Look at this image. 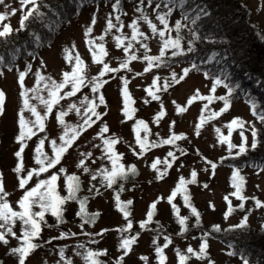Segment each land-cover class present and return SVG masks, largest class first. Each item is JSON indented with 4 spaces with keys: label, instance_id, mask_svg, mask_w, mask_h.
<instances>
[{
    "label": "rangeland",
    "instance_id": "rangeland-1",
    "mask_svg": "<svg viewBox=\"0 0 264 264\" xmlns=\"http://www.w3.org/2000/svg\"><path fill=\"white\" fill-rule=\"evenodd\" d=\"M237 1L246 7L250 22L264 39V0ZM115 3L116 0H101L83 6L62 27L53 41L39 48L37 53L26 58L17 56L13 59L12 66L0 65V72L3 73L0 76V90L6 94V110L0 115V175L3 176L5 190L9 194L6 199L10 207L13 211H22L18 201L24 191L34 187L41 180L50 179L53 174L57 176L56 194L61 197L67 196L69 176L77 177L79 185L74 201L68 200L62 205L63 223L57 225L56 218L50 212L45 213L39 238L32 240L41 247L29 255L25 264H45V262L65 264L66 261H71V264H88L84 259L88 251L105 253L95 257L100 264H116L121 256L123 260L120 264H159V256L156 253L158 247L163 250L164 264H180L178 252L186 257L184 264H242L237 257L229 255V249L222 243L212 239L206 229H214V226H219L220 229L234 226L245 216L248 218L246 224L249 226L257 228L262 224L264 207L258 208L255 203L259 200L264 204L262 165L255 164L246 168L217 165L215 170L211 167V164L220 158L239 151L241 132L245 137V146L251 145L254 117L250 104L242 99L234 102L227 100L228 110L213 117V113L220 112L224 106V101L219 97L223 96L227 99L228 94L223 84L216 86L215 92L211 91L217 78H210L193 70L191 64L162 66L160 63L162 57L159 61H153L149 68L148 61L144 59L145 56H159L165 40H175L179 36L180 47L166 49L164 56L172 55L174 52H184L195 40L194 32L179 14H176L167 2L149 4L146 0H119L118 10L114 11ZM32 8L33 5L28 4L22 12L19 0H5V4L0 5V13L8 14V18L0 23V30L3 24H8L11 28L18 27L22 16ZM12 9L16 10L15 15H10ZM169 10H171L170 15H168ZM158 15H166L167 29L157 19ZM117 16L119 20L116 19ZM141 16L147 17V21L155 25L156 33L152 32L148 22L141 19ZM94 18L95 23H93ZM109 20L114 27L106 31ZM133 22L138 32L135 40L132 39L133 29L130 27ZM177 22L181 25L178 31ZM89 27L92 28V32L85 35ZM160 31L165 32L163 38L159 36ZM117 38L122 40L119 46L116 43ZM88 41H91V44L87 43ZM101 45L106 55L101 56L102 63H93V54L100 55L98 49ZM142 45H146L147 49ZM126 48L127 52H125ZM65 49H68L67 53ZM66 55L70 59H65ZM133 55L137 57L136 60L129 59ZM77 56L84 65L85 85L81 86L75 96L67 97L53 107L44 121L43 132L34 128L36 135L24 141L26 144L22 154L24 170L20 176H26L29 170H39L40 165L36 164L34 157L41 139L45 140L41 147L42 153L48 159H54L51 141L55 140V146L60 147L62 142L59 137L64 134L66 128L69 130L75 128L79 131L85 110L81 101L85 100V97L87 101L98 105L96 111L101 114V118L96 120L93 117L95 122L91 127L85 126L87 130L80 133L72 146L62 155L60 163L39 175L34 174L26 189L22 190L18 186L17 174L12 171L17 163L14 153L19 149L15 141L19 132L18 114L23 108V99L20 96L22 89L18 83L19 73H27L24 80L25 90L36 87L41 89L36 93L28 91L27 99L30 106L35 107L43 116L45 108L37 97L47 99V91L43 90L44 84L48 82L47 78L50 77L57 83L62 82L63 73L72 71ZM125 62L127 67H121ZM104 63L118 71L106 73L101 77V80L108 82L98 92L93 93L92 78L99 75ZM10 67L11 71H9ZM146 68L149 70L145 71ZM184 69L190 70L188 75L179 83H173V73L178 79ZM37 72L45 77L39 85H37ZM124 81L128 82L127 90L132 101L131 119L123 115L121 92ZM153 81L156 82L155 87ZM70 90L69 84L62 90L61 95ZM146 90H150L158 99H153ZM197 90L200 96L212 99L197 97L188 104L189 98L196 95ZM100 95L105 98L104 105H99ZM70 105H76L80 108V112L77 113L75 109L69 107ZM177 106L186 110L178 113ZM161 111L164 115L157 120L156 117ZM61 112L66 113L63 116V124L56 119L57 114ZM23 114L28 121L35 119L27 110H24ZM234 118L244 121V126L243 128L233 126V131L229 135L226 125ZM137 121H143L144 125L138 127ZM198 124H200L199 134L196 128ZM104 126H107V132H101ZM70 135L71 131H69ZM172 135H181L184 138L172 144H164L163 141ZM221 137H228V142L221 143ZM138 138L145 142L143 152L137 143ZM113 139L117 143L112 146V153L119 157L117 165H122L127 175L125 178L118 177L115 183L108 187L104 176L112 171L113 156L112 153L107 152L104 140ZM229 143L237 147L230 150ZM169 152H172L173 156H168ZM81 160L84 161L83 166L77 167ZM156 160L160 163L154 170L151 164ZM46 164L47 161L45 166ZM169 164L171 167H168ZM132 167L136 170L135 174L128 172ZM84 168L88 171L85 172ZM234 170L244 178L241 195L246 199L243 201V208L239 207L241 201L232 195L235 189L231 185L230 178ZM193 171L197 173L196 182L185 183L183 190L178 191L169 204L168 197L177 188L180 178L183 177L186 182L191 180ZM158 172H165L166 175L158 180L156 178ZM93 175L96 176L95 180L92 179ZM185 195L189 197L191 207L185 205ZM117 196L122 203L132 201L127 207L130 213L127 219L117 211ZM225 197H228L233 209L227 219L224 214L229 203L225 201ZM157 200L159 203L152 220L141 228V223L147 221L149 206ZM81 201L86 207L81 213L82 219L77 215L80 213ZM210 204L214 208L210 207ZM173 206L178 210L177 212H174ZM191 208L196 209L199 218L192 214ZM39 210L35 206L32 209L33 212ZM96 213L99 215L94 222H85ZM181 218L185 219L183 226L179 223ZM129 222L132 225L130 229L117 231V229H126ZM12 228L16 236L6 235L8 244L0 243V264H18V256L11 254L10 250L23 246L21 233L24 226L17 219L13 221ZM61 233L67 234L66 237L58 238ZM98 233L102 235H97ZM132 237L136 238L135 242L125 256L120 244L123 239ZM205 242L208 244V249L203 259H197L195 255L187 252L191 247L195 253H199L200 244ZM166 243L168 246L164 247ZM79 245L83 247H78ZM61 250L64 254L63 259L60 255ZM142 257L147 259H141Z\"/></svg>",
    "mask_w": 264,
    "mask_h": 264
},
{
    "label": "snow or ice",
    "instance_id": "snow-or-ice-1",
    "mask_svg": "<svg viewBox=\"0 0 264 264\" xmlns=\"http://www.w3.org/2000/svg\"><path fill=\"white\" fill-rule=\"evenodd\" d=\"M20 5H21V11L23 12L24 8L28 5V4H32L35 5L36 4V0H19ZM151 3V0H149V4ZM181 3H183V0H181ZM5 4V0H0V5H4ZM118 5H119V0H116V3L113 5V10H118ZM157 7H159V5H157ZM139 11V9H137ZM16 10L12 9L10 15H15ZM35 12V8H32L30 10L27 11L26 14H24L20 20V26L21 29H23L24 27V22L26 20L29 19L30 16L33 15V13ZM171 10H169L168 15H170ZM8 18V14H3L0 13V23H2L4 20H6ZM117 20H119V16L116 17ZM141 19H144L146 22H148L149 28H151L153 33L157 32V29L155 27V25L151 24L150 21H147V17L145 16H141ZM157 19L160 21V23L162 25L165 26V29H167V19H166V15H158ZM93 23H95V18L93 19ZM193 23H195V20H193ZM114 27V25L112 24L111 20L108 21L107 23V28L106 31L111 30ZM130 27L133 29V34H132V39L135 40L136 36L138 34L137 29H136V24L135 22H133ZM181 27L180 23L177 22L176 24V28L177 31L179 30V28ZM13 31V29L11 28L10 25L8 24H3V28L2 30H0V38H4L7 37L8 35L11 34V32ZM92 32V28L89 27L86 29L85 35H88ZM142 35V34H140ZM159 36L161 38H163L165 36V32L164 31H160L159 32ZM100 39H103V37H100ZM180 38L179 36H177V38L175 40H165L163 42V47L160 49V55L157 57H149V56H145L144 59H146L148 61L149 64V68L152 66L153 61H159L161 57H163L165 55V50L169 49V48H179L180 47ZM87 43L91 44V41H88ZM117 46H119L122 43V40H120L119 38H117ZM143 47H145L147 49L146 45H142ZM129 47H131V45H129ZM128 49H125V52H127ZM68 52V49H65V53ZM98 52L100 55L97 54H93L92 57V61L93 63H102V59L101 56L106 55V53L104 52L103 46H99ZM178 53H173V55H177ZM65 59H70L69 56H65ZM130 60H136L137 57L136 56H130L129 57ZM0 64H3V57H0ZM121 67H127V63H122ZM30 68V66H29ZM149 69L146 68L145 71H148ZM9 71H11V68H9ZM118 71V69L115 68H109V66L104 63L103 64V68L100 70L99 75L97 77H93L92 81H91V91L93 93H96L99 91L100 88H102L104 86V84H106L108 81L106 80H101V77H104L106 73L109 72H116ZM189 69H184L183 70V74L177 79L176 74L173 73L172 75V81L173 83H179L180 81H182L189 73ZM3 73L0 72V76H2ZM27 75L26 72H20L19 73V78H18V83L20 85V88L22 89L20 92V96L23 99V108L21 110V112L18 114L19 115V120H18V127H19V132L18 135L15 138L16 143L19 145V149L14 153L15 157L17 158V163L15 165V167L13 168V172L17 174V179H18V186L20 189L24 190L26 189V185H28L29 181L32 180L34 174L35 175H39L40 173L46 172L48 169L54 167L56 164L60 163L61 157L62 155L67 151V149L69 147L72 146L73 142L77 139V137L80 135L81 132L86 131V127H91L92 123H94L95 121H93V117L96 118V120H99L101 118V114L98 113L96 111V108L98 107V105L95 102L92 101H87V97H85V100L81 101V105L84 106V114H83V124H81L79 126V131H77V129L72 128V129H67L65 130L64 134L61 135L59 137L60 141L62 142L60 147H56V141L53 140L51 141L52 145H53V152H54V159H48L46 156H44V154L41 151V147L44 145L45 140L41 139L39 141V145L36 148V155L34 157L35 162L37 165H40L39 170L35 171V170H29L27 171V175L21 177L20 173L24 170L23 168V157L22 154L25 151V147L26 144L24 143V141L26 139L30 140L32 139L33 136L36 135V132L33 130L38 129L40 132H43L45 130V124L44 121L47 118V115L49 113L52 112L53 107L57 104L60 103L61 100L67 98V97H72L75 96L77 94V92L80 91L81 86L85 85V76H84V65L83 62L80 60V58L77 56L75 58V66L72 68V71L69 72H64L63 73V80L60 83H57L55 80H52L50 77L47 78L48 82L44 84V88L43 90L47 91V99L43 98V97H37L40 102L44 105L45 108V113L42 116L35 107L30 106L29 101L27 99L28 96V91H32L33 93H36L38 91H40L41 89H39L38 87L36 88H32V89H28L25 90L24 89V80H25V76ZM36 78H37V85L40 84L41 81L45 80V77L41 76L39 72L36 73ZM124 88L122 89L121 95H122V99H123V115L125 118L127 119H131L132 117V110L130 109V104L132 103L131 101V97L128 93L127 90V81H124ZM71 85V90L65 92L63 95H61L62 90L67 86V85ZM156 82L153 81V87H155ZM222 81L221 79L217 78L214 80L213 83V87L211 89V91L215 92L216 90V86L221 85ZM225 87H227V85H225ZM237 87H239V85H237ZM149 92V95L152 96L153 99H158L157 96H155L150 90H146ZM233 91V89L229 88V94H231V92ZM197 97H199L200 99H209L211 100V97H203L199 95V91L197 90L196 95H194L193 97L189 98L188 100V104H191L193 100H195ZM220 100L224 101V106L221 109L220 112L217 113H213V117L215 116H219L220 114H222L223 112H226L228 110L229 107V103L227 101V99L225 97H219ZM99 100V105H104L105 104V98L103 95H100L98 97ZM85 101H87V103H85ZM5 102H6V94L0 90V115H3L6 108H5ZM249 104L250 107L252 109V114L259 119L260 121L264 122V112H257L256 109L258 108V104L254 101L249 100ZM72 109H75L77 113L80 112V108H77L76 105H70L69 106ZM24 110H27L31 113V115L33 117H35L34 120L32 121H28L25 119L24 117ZM177 112L178 113H182L184 112L186 109L184 107H180L177 106ZM66 115V113L61 112L59 114H57L56 119L60 124H63V116ZM164 112L161 111L158 116L156 117V119H160L161 117H163ZM203 123V121H201ZM144 122L143 121H137V126H143ZM233 126L239 127V128H243L244 126V121H242L239 118H234L228 125H226V127L229 130V135L231 134V132L233 131ZM197 128V134H199V128H200V124H198L196 126ZM69 131H71V135L69 136ZM108 128L107 126H104L101 129V132H107ZM135 131V129H134ZM217 131H219V129H217ZM241 135V143L238 146L239 147V151L237 153V155L243 154L247 151L246 146H245V137L243 132L240 133ZM257 132L255 130V128H253L252 130V143H251V148L254 150L257 148L258 144H257ZM184 137L181 135H172L169 139H166L163 141L164 144H172L177 140H181ZM221 143H226L228 142V137H221L220 138ZM117 143V141L115 139L113 140H104V144L107 146V152L112 153V146L115 145ZM137 143L140 145V149L141 152L144 151L145 149V142L141 141L139 138L137 139ZM152 147H155L156 145H151ZM229 149L231 150L232 148L237 147L234 144L229 143L228 144ZM84 155V154H82ZM90 155V153L88 154ZM113 156V168L112 171L110 173H107L104 176V179L107 181V186L111 187L113 183H115L116 179L118 177L120 178H125L127 173L124 170V167L122 165H117V160H119V157L116 156L115 153H112ZM168 156H173L172 152L168 153ZM45 161H47V164L45 166ZM160 163L159 160H156L155 162H153L151 164V168L152 169H157V165ZM167 163V162H165ZM210 163V162H209ZM84 164V161L81 160L79 162V164L77 165V167H82ZM168 167H171V165L169 164ZM211 167L213 170L216 169L217 165L215 163L211 164ZM61 171H63V169H61ZM84 171L87 172L88 169L84 168ZM128 172H131L133 174H135L136 170L134 167L129 168ZM166 175L165 172H158L157 173V179H162L163 176ZM196 176L197 173L195 171H193L191 173V180H188L187 182L184 180L183 177L180 178L179 184L177 185V188L172 192L171 196L168 197V203L171 204L173 198L176 196L178 191L183 190L185 183L188 184H192L196 182ZM69 184H68V195L65 197H61L59 195L56 194V180H57V176L55 174H53L50 179L48 180H41L38 183L35 184L34 187H31L30 189H27L24 191L22 197L19 199L18 201V206L22 211H13L12 207H10L8 201H7V196L9 195L6 190H5V184H4V180H3V176L0 175V243L2 244H8V240L6 239V235H11L13 237L16 236V233L13 232V228H12V223L15 220H19L22 222L23 226H24V230L21 233V236L23 238V246L21 247H15L12 248L10 250L11 254L18 256V264H25L26 259L29 257V255L34 252L38 247H41V245H38L36 243H33L32 240L39 238L40 232H41V225L44 222L45 219V213L46 212H50L51 215L53 217L56 218V223L57 225H59L60 223H63L62 220V205L65 204L66 201L68 200H73L75 199L76 196V192L78 190V178L75 176H69L68 178ZM92 179L95 180L96 176L93 175ZM231 185L232 187L235 189V191L232 193L233 196H235L238 200L241 201L239 207L243 208L244 204L243 201L246 199V197L241 195L242 192V188H243V184H244V178L239 174L238 171H233L232 172V176H231ZM204 187H207V185H204ZM43 189V191L41 190ZM97 192L99 191L98 189L96 190ZM226 202H228V197L224 198ZM254 199V198H253ZM184 201H185V205L188 207H191L189 204V197L187 195L184 196ZM116 208L117 211L121 212L124 216L125 219L128 218V216L130 215V213L127 211V207L128 205H130L132 203V201H127L126 203H122L119 199V197H116ZM157 203H159V200H157L156 202H153L150 206H149V210L147 212V221L146 222H142L141 223V228H143L145 226V223L150 222L152 220V217L155 213L156 207H157ZM229 203V207L227 209V211L225 212V219L228 218L229 215H231L233 209L231 207L230 202ZM256 207L260 208V207H264V204H262L259 200H257L256 202ZM81 205V210L80 213H77V215H80L83 212L84 209V202L81 201L80 202ZM38 207L40 210L37 212H33L32 209L33 207ZM210 207H213V205H209ZM173 210L174 212H177L178 210L175 209V206H173ZM192 214L194 216H196L197 218H199V213L196 211L195 208H191ZM99 213L94 214L91 217L90 221H85L87 222H94L96 216H98ZM247 216H245L243 218V220L237 224L232 226L233 228H243L246 223H247ZM179 223L181 224V226L184 225L185 223V219L181 218L179 219ZM132 227L131 222L128 223L127 228L126 229H117V231H127V229H130ZM264 227V226H262ZM214 230L216 231H220L219 226H214ZM67 234L65 233H61L60 239H63L66 237ZM97 235H102V233H98ZM135 237H132L131 239L125 238L123 239L122 243L120 244V248L124 250V255L126 256L128 254V252L131 250V245L135 242ZM167 239V238H166ZM50 242V241H49ZM170 242V241H169ZM153 243H155V241H153ZM167 243L164 245V247H167ZM78 247H83V245H79ZM208 249V244L205 243H201L200 247H199V253H195L193 251V249L191 247H189L187 249L188 253H192L193 255H195L197 257V259H203L206 255ZM162 249L161 248H156V253L159 256V264H164V260L165 257L162 255ZM79 255V253H77ZM233 253H229V255H232ZM61 255V259H63V250H61L60 252ZM105 255L104 252H92V251H88L86 252V254L84 255V259L86 261H88V264H100V262L95 259V257L98 256H102ZM178 257H179V261L180 264H184V261L186 260V257L184 255H180L179 252L177 253ZM141 259H147L146 257H142ZM123 260V256H121L118 261L116 262V264H120V261ZM46 264V262H45ZM65 264H71V261H66ZM243 264H249L248 260L245 259Z\"/></svg>",
    "mask_w": 264,
    "mask_h": 264
},
{
    "label": "trees",
    "instance_id": "trees-1",
    "mask_svg": "<svg viewBox=\"0 0 264 264\" xmlns=\"http://www.w3.org/2000/svg\"><path fill=\"white\" fill-rule=\"evenodd\" d=\"M100 1L36 0L33 5L35 12L24 22L23 29L19 24L12 28L10 35L0 38L1 67L12 66L17 56L26 58L37 53L39 48L53 41L83 6ZM154 2H167L195 34V40L184 52L162 57V66L191 64L193 70L210 78L221 79L224 87L227 85L228 101L242 99L249 103L251 100L258 104L257 112H264V39L250 22L246 7L237 0H183V3L181 0H151V3ZM229 88L233 89L231 94ZM253 117L252 128L257 132V148L253 150L250 145L245 153L222 157L214 162L216 165L246 168L260 164L264 168V122ZM79 218L82 219L81 214ZM262 226L264 218L257 228L246 224L243 228L230 226L220 231H206L242 264L245 259L249 264H264Z\"/></svg>",
    "mask_w": 264,
    "mask_h": 264
}]
</instances>
